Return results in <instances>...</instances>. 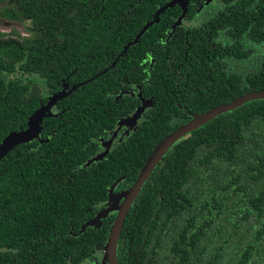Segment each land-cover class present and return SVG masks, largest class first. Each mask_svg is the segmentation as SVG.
Listing matches in <instances>:
<instances>
[{
	"label": "trees",
	"instance_id": "16d2710c",
	"mask_svg": "<svg viewBox=\"0 0 264 264\" xmlns=\"http://www.w3.org/2000/svg\"><path fill=\"white\" fill-rule=\"evenodd\" d=\"M101 1L81 23L73 52L55 51L52 40L44 45L33 30L30 43L11 49L15 59L0 57V143L27 130L29 118L50 105L37 137L0 160L6 256L22 248L31 263L94 260L116 213L82 226L120 204L167 135L195 115L264 91V0H215L206 11L192 0L172 30L180 15L174 6L137 43L142 27L171 0ZM32 78L41 88L25 98L24 83L31 86ZM143 102L149 107L136 128L87 165L116 123ZM116 259L264 264V100L216 116L168 150L127 214Z\"/></svg>",
	"mask_w": 264,
	"mask_h": 264
},
{
	"label": "water",
	"instance_id": "95a60500",
	"mask_svg": "<svg viewBox=\"0 0 264 264\" xmlns=\"http://www.w3.org/2000/svg\"><path fill=\"white\" fill-rule=\"evenodd\" d=\"M213 0H203L204 6H209ZM187 0H171L167 2L164 6L157 9V11L154 14V18L152 21L145 24L142 29L139 31V33L136 35L135 40L133 43H137L139 38L154 24L158 23L159 16L169 8H173L174 6L178 5L181 8V15L177 18L175 23L172 25V30H175L177 26H180L182 23V20L184 19L186 12H187ZM130 46L128 44L125 47L124 52L126 49ZM61 95L55 97V99H52V101H55L57 98H60ZM257 100H264V91H256V92H249L246 93L235 100L222 104L219 106H216L209 111L195 115L193 118L176 128L174 131H172L169 135H167L152 151L151 155L147 158V160L144 163L143 168L139 172L135 182L131 185L130 188L126 190L125 193L121 196V202L118 206H109L102 211L98 212L95 217L88 222H86L82 228L81 231L88 227H92L94 225H97L106 218L111 213L115 212V218L113 220L111 229L108 234V239L106 242V245L104 247V257L103 261L100 264H118L116 259V251H117V244L118 239L120 236V232L123 226V223L127 217V214L137 197L138 193L140 192L142 186L147 181V179L151 176L157 165L162 161L165 154L168 152L171 147L178 142L179 140L186 137L188 134L193 132L194 130L198 129L205 123L209 122L216 116H219L223 113L232 111L243 104L251 101H257ZM149 107V103L143 102L142 105L128 118L122 119L118 122V130L125 126L128 128L126 131V134L129 133V130H132L136 125L137 122L140 120L141 115L146 110V108ZM50 105L47 107L41 108L38 111H36L28 121V128L25 131H21L19 133H14L9 136H7L1 143H0V160L16 145L27 142L32 140L33 138H36L38 135V132L40 130L39 123L41 122L42 118L45 116L46 112L49 111ZM117 134V131L113 133V136ZM113 138V137H112ZM112 138L103 146L105 150L95 157H93L91 160L87 162V165H90L92 162H98L102 160L107 152L109 151V146L112 142ZM115 188V184H113L109 190H108V201L109 203H113L115 201V197L113 194V190Z\"/></svg>",
	"mask_w": 264,
	"mask_h": 264
},
{
	"label": "rangeland",
	"instance_id": "374dc122",
	"mask_svg": "<svg viewBox=\"0 0 264 264\" xmlns=\"http://www.w3.org/2000/svg\"><path fill=\"white\" fill-rule=\"evenodd\" d=\"M101 3V0H68L66 3L62 0H0V57L5 56L10 60L14 58L15 51L11 49L16 43H30L33 39V33L30 31L33 30L44 40V45L52 40L55 51L64 54L73 52L76 49L81 23L83 27L89 10ZM31 6L34 13L29 15L27 11ZM200 20L201 17L198 22ZM39 28L41 32L36 33ZM28 67L29 65H26L24 71L33 75L34 72L30 70L32 68ZM31 81V86L28 82L24 83L25 98L38 94L41 88L38 81L33 78Z\"/></svg>",
	"mask_w": 264,
	"mask_h": 264
},
{
	"label": "flooded vegetation",
	"instance_id": "af4514ba",
	"mask_svg": "<svg viewBox=\"0 0 264 264\" xmlns=\"http://www.w3.org/2000/svg\"><path fill=\"white\" fill-rule=\"evenodd\" d=\"M187 1H188V4H187V10H188V8L191 5L192 0H187ZM200 1H202V3L204 4L203 0H200ZM214 1L215 0H213L211 2V4H213ZM211 4H209V6ZM176 6L179 8L180 15H181V8L178 5H176ZM209 6L204 7L203 10L208 8ZM129 8H133V7L131 5H129ZM118 122L116 123V128L111 132L110 137L101 143L99 153H101L105 150L103 144L105 145L112 137L113 138H112V142L109 146V149H111V147L114 144H116V142L118 140H120L122 138V135H128V134H126V131L128 130L127 127L123 126L118 130ZM136 126L132 130H129V132L133 131L136 128ZM116 131H117V134L113 136V133ZM56 243H58V242L56 241ZM5 252H6V250H0V264H45L42 261H39V262L33 261L31 263L32 256L30 255L29 250H25L22 248H11L8 250V252H10V255H8V256H6ZM103 257H104V249L100 250V251L98 250L94 255V258H95L94 260L84 262L83 264H100L103 261ZM69 264H71V263H69Z\"/></svg>",
	"mask_w": 264,
	"mask_h": 264
}]
</instances>
